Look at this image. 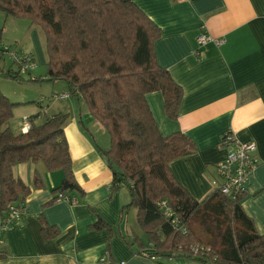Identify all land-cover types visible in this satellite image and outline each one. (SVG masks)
I'll list each match as a JSON object with an SVG mask.
<instances>
[{
	"label": "crops",
	"instance_id": "1",
	"mask_svg": "<svg viewBox=\"0 0 264 264\" xmlns=\"http://www.w3.org/2000/svg\"><path fill=\"white\" fill-rule=\"evenodd\" d=\"M131 1L160 29L161 36L154 44L157 64L183 91L175 121L166 117L159 92L146 95L160 133H181L195 146L193 154L169 165L173 178L193 200L201 202L220 184L217 165L225 155L219 147L221 136L231 132L242 142H254L258 164L249 176L240 206L255 232L264 235V0ZM203 32L221 44L199 47L197 38ZM0 43L2 48L16 44L34 61L46 65L41 33L28 20L0 12ZM5 61L0 73L2 92L1 81L6 84L3 73L6 69L13 73ZM61 94L68 95L67 87ZM29 98H8L32 110L19 123V132L12 128L15 135L24 133L22 129L30 122L42 123H35L39 115L34 113L35 107L27 106L34 101ZM83 117L87 118L85 124ZM95 131L105 132L80 106L63 129L73 176L83 192V196L65 193L77 199L75 205L49 204L55 198L53 191L61 185L62 172H48L41 162L13 168L14 177L29 187L30 194L22 201L26 209L23 219L11 223L3 234L5 258L0 264H202L183 257L152 261L137 254L134 237L145 245L148 241L130 224V211L123 212L130 201L128 189L121 185L111 192V170L95 145L107 148L97 145ZM34 172L41 179L40 189L33 188ZM39 216L59 231L57 237L43 240ZM98 219L111 233L90 229Z\"/></svg>",
	"mask_w": 264,
	"mask_h": 264
},
{
	"label": "trees",
	"instance_id": "2",
	"mask_svg": "<svg viewBox=\"0 0 264 264\" xmlns=\"http://www.w3.org/2000/svg\"><path fill=\"white\" fill-rule=\"evenodd\" d=\"M0 12L41 29L47 59L44 80L64 82L68 95L84 105L107 133L109 148L95 147L111 170V192L121 185L129 191L123 212L136 211V222L148 241L145 245L134 237L137 254L183 257L202 264H264V235L255 232L240 206L245 194L231 200L216 189L197 202L173 178L169 165L193 154L195 146L181 133H160L146 95L159 92L166 117L175 121L183 91L157 64L154 44L160 29L131 0H0ZM5 48L0 43V64L8 58ZM3 74L19 81L21 73ZM17 106L0 91V217L30 194L29 187L13 175L18 165L41 162L48 172H62L61 185L49 204L66 192L83 196L63 132L68 115L46 117L40 125L30 122L27 132L15 135L8 124ZM41 187L34 172L33 188ZM161 202L179 219L186 235L163 217ZM195 218L200 233L192 226ZM39 221L43 240L59 235L42 216ZM90 229L111 233L100 219ZM194 244L201 248L195 256L190 250Z\"/></svg>",
	"mask_w": 264,
	"mask_h": 264
},
{
	"label": "built area",
	"instance_id": "3",
	"mask_svg": "<svg viewBox=\"0 0 264 264\" xmlns=\"http://www.w3.org/2000/svg\"><path fill=\"white\" fill-rule=\"evenodd\" d=\"M216 45L221 44V40L211 38L207 33H201L197 38L199 47L208 43ZM3 54L15 62L21 74L28 73L35 67V62L30 54L17 50L16 48L6 47ZM67 94L53 95L52 99L65 100ZM29 124H26L22 131L27 132ZM219 147L224 150V159L217 165V171L220 177V184L217 190L231 200L246 193V186L249 176L255 170L258 164L256 157V145L252 141L242 142L233 133L226 132L221 136ZM57 202H64L69 205H75L77 199L65 194H58ZM159 211L165 219L182 235H186V229L180 225L179 219L171 212L166 202H161ZM26 214V209L22 205H11L8 211L0 217V254L3 253L4 238L3 234L11 223L20 222ZM152 246H149V250ZM201 248L194 244L190 247L191 253L195 256ZM145 258L152 261L156 257L150 256L148 253L143 254ZM124 264V263H120Z\"/></svg>",
	"mask_w": 264,
	"mask_h": 264
},
{
	"label": "rangeland",
	"instance_id": "4",
	"mask_svg": "<svg viewBox=\"0 0 264 264\" xmlns=\"http://www.w3.org/2000/svg\"><path fill=\"white\" fill-rule=\"evenodd\" d=\"M37 28L41 33L43 43H45V38L41 29L39 27ZM8 47L16 48L17 50L21 51L19 46L16 44H10V46ZM44 49H45V45H44ZM5 60L4 61L6 62L8 68L13 67L12 69L13 73L10 72L11 74H15L19 71L18 67L11 60H9L8 58H6ZM35 66L36 67L32 69L30 73H24L19 75V81L6 78L3 74L6 80V84L2 81L1 84L2 85L4 84L3 92L7 94H4L0 89L1 93H3L11 101H17L16 99H18L21 96L30 97L29 99H34L33 103H28L27 106L35 107L34 111L36 112L34 113L35 114L38 113L39 115L37 120H35V123H41L46 119V117H50L58 113L67 114L68 117L71 116L72 112L78 114L79 106L82 110L83 109L85 111L87 110L84 105L78 103L77 100L73 97H70L68 100L52 99L53 94L60 95L62 93V90H64V88L66 87L65 83L62 81L54 82V81L43 80V78L44 77L46 78L47 76L46 65H42L41 63L36 62ZM0 67H2V64H0ZM32 78L36 79L37 81H32ZM31 111H32L31 109H23L22 107L19 106L13 109V116L8 124L12 132L14 133H16V131L19 132V123L21 122L22 118L28 115V113H30ZM82 120L84 124L85 122H87L86 117H83ZM11 124H13L12 127ZM12 128L15 129L16 131H13ZM98 132L99 131L92 132L93 137L97 142V145L103 147V149L106 148L108 149L110 145L108 135L105 132L104 133H98ZM130 213H131L129 217L130 224L134 223V229L137 230L138 234L142 236L144 240H146L147 237L141 231V229L139 228L136 222V211L134 209H130ZM192 226L193 228L196 229L197 233H200L202 231L199 218L194 219Z\"/></svg>",
	"mask_w": 264,
	"mask_h": 264
}]
</instances>
